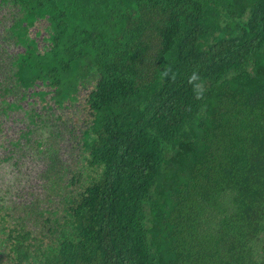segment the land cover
Instances as JSON below:
<instances>
[{
	"label": "trees",
	"instance_id": "1",
	"mask_svg": "<svg viewBox=\"0 0 264 264\" xmlns=\"http://www.w3.org/2000/svg\"><path fill=\"white\" fill-rule=\"evenodd\" d=\"M0 264H264V0H0Z\"/></svg>",
	"mask_w": 264,
	"mask_h": 264
},
{
	"label": "rangeland",
	"instance_id": "2",
	"mask_svg": "<svg viewBox=\"0 0 264 264\" xmlns=\"http://www.w3.org/2000/svg\"><path fill=\"white\" fill-rule=\"evenodd\" d=\"M13 221V220H12ZM11 222V221H10Z\"/></svg>",
	"mask_w": 264,
	"mask_h": 264
}]
</instances>
